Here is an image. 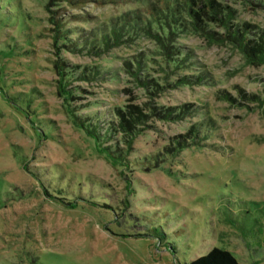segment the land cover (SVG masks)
Listing matches in <instances>:
<instances>
[{
	"label": "rangeland",
	"instance_id": "374dc122",
	"mask_svg": "<svg viewBox=\"0 0 264 264\" xmlns=\"http://www.w3.org/2000/svg\"><path fill=\"white\" fill-rule=\"evenodd\" d=\"M213 1L264 31V0ZM154 5L0 0V264H187L211 247L264 264V64L220 23L209 36ZM169 107L181 119L154 113ZM130 110L144 116L124 133Z\"/></svg>",
	"mask_w": 264,
	"mask_h": 264
},
{
	"label": "trees",
	"instance_id": "16d2710c",
	"mask_svg": "<svg viewBox=\"0 0 264 264\" xmlns=\"http://www.w3.org/2000/svg\"><path fill=\"white\" fill-rule=\"evenodd\" d=\"M59 2L62 1L69 6L73 7H80L85 1H91L94 3H102L104 0H50V2ZM172 1V3L170 2ZM180 4L176 2V0H156V5L153 6L154 11H159L162 8L164 10L170 11V14L172 15V20L175 21H182V19L178 16V13L180 11H187L189 13V16L193 19L194 24L196 27H199L203 29L209 36H215V33L211 31H207L204 25L205 22H218L220 23V26H225L226 33L225 36H219L221 39L227 38L231 40L234 45L238 46L240 50H242L247 58L251 61H256L261 64H264V31L262 30L259 33H256L251 28L252 26H249L248 23H241V24H235L233 21H230L231 18V13L226 15L222 20V18L218 17L219 15L222 17V14L224 15L225 13V8H223L220 3H217L213 0H180ZM197 2V3H195ZM191 5L195 6L196 9H192ZM181 9V10H179ZM226 9H228L226 7ZM160 10V11H161ZM53 26H55L54 32H57L55 39L59 38L62 36L60 33L63 32V28L65 24H67V20L65 21L64 18L61 17H51ZM138 16L135 17V20L137 21ZM193 24V23H192ZM194 25V26H195ZM115 37L112 42L113 46L119 45V38L120 34L119 31H114L113 32ZM172 33V32H171ZM155 36L157 37V40H159V43L161 47L164 49V53L166 54L167 58H171L172 60L177 59L175 58L172 54L179 55L181 52L179 48H177L175 45H170L164 42L162 38L158 36L156 33ZM218 37V38H219ZM109 38L103 39L104 45L108 47L111 43L109 41ZM176 61V60H175ZM64 64L60 63L58 60L55 63V68L58 71L59 75L64 78ZM141 69V64L139 63L138 69L134 72V75L136 76L137 80L140 81L143 85L146 87L148 86V81L146 80H141L139 76V70ZM201 81V76H191L189 74L182 76L176 83L177 84H197ZM156 114H158L160 117L164 119L168 118H173V119H181L179 118L180 114L177 116L176 113H174L175 109L174 107H169L166 108V111L159 113L156 109L154 108ZM128 115L130 116V122L125 120V118L122 116V114H119L120 117V122H119V129L121 132L126 133V131H132L135 127V124L137 122H142V117L144 114L140 110L132 112L131 110L127 112ZM188 135L191 137H196L198 128L195 126H192L188 130ZM192 144H198L197 141H192ZM187 141H178L176 142V148L175 151L178 149L184 148L187 144ZM173 152V151H172ZM187 264H240L235 258V256L227 251L226 249L219 248V247H211L207 253L204 255H201L199 257L193 258L190 260Z\"/></svg>",
	"mask_w": 264,
	"mask_h": 264
}]
</instances>
